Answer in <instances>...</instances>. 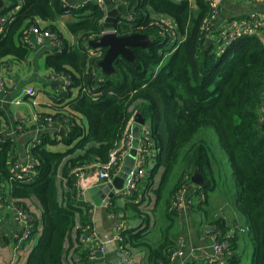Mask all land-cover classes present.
Instances as JSON below:
<instances>
[{"label": "trees", "instance_id": "trees-1", "mask_svg": "<svg viewBox=\"0 0 264 264\" xmlns=\"http://www.w3.org/2000/svg\"><path fill=\"white\" fill-rule=\"evenodd\" d=\"M121 1L127 4L132 20H119L117 35L143 34L151 43L147 49L133 50L134 62L119 57L114 72L106 75L99 66L102 59L87 51L88 43L105 30L106 12L94 0L71 9V19L65 24L78 45L71 44L56 25L67 10L62 0H8L0 9V17H7L20 6L0 34V68L28 59L32 51L29 31L45 22V28L57 32L63 42L61 49L47 56L45 66L71 81L67 91L55 99L53 113H41L43 119L67 125L68 130L41 134V142L30 151L34 163L30 177L17 180L11 174L10 162L20 160L14 139L0 144V198L34 217L31 237L25 240L36 239L28 264L93 262L83 241L95 230L92 206L77 199L73 172L95 162L106 163L127 122L138 113L152 129L157 156L140 202H136L137 191L130 203L119 207L113 200L106 212L123 213L125 219L126 212H133L134 220H142L149 228L160 210L161 219L170 226L155 247L147 239L148 232L127 228L121 234L122 246L128 251L131 247L145 249L149 264H171L177 249L170 236L179 216L174 207L178 192L200 172L205 185H196V195L204 200L191 211L207 219L203 206L221 170L214 166L215 157L232 166L236 211L248 227L245 234L251 241L254 264H264V125L259 114L264 100L263 42L256 35H245L218 56V44L207 47L205 39V21L212 15L207 0L193 4L188 0ZM158 18L173 22L177 39L163 34L168 24ZM168 55L169 63L161 67ZM216 147L220 158L215 156ZM161 169L160 181L153 188ZM148 188L155 197L150 212L142 205ZM32 199L42 209L40 219L29 211L27 203ZM208 227L224 233L229 230L223 217L209 221ZM239 239V231L229 239L230 254L224 264H242L236 254Z\"/></svg>", "mask_w": 264, "mask_h": 264}, {"label": "crops", "instance_id": "crops-1", "mask_svg": "<svg viewBox=\"0 0 264 264\" xmlns=\"http://www.w3.org/2000/svg\"><path fill=\"white\" fill-rule=\"evenodd\" d=\"M7 2L8 0L5 2V6H7ZM70 2L75 4H85L87 1L70 0ZM193 3H195V0ZM19 10L20 6L14 9V11L10 13V15H15V13ZM70 19V16L64 15L60 20L56 22V25L58 26L63 36L68 39L71 44L78 45V40L66 30L65 24ZM240 19H248L254 23L260 22L264 26V4L258 0H222L217 27L220 30L224 31L230 22L238 21ZM158 21L163 24L165 23V21L173 23L169 18H158ZM46 25H48V23L44 22L43 26L45 27ZM260 33L262 35L264 34L263 27L259 29L258 35H261ZM27 38L32 48L28 59L25 61H11L9 65L0 68V71L3 73L7 85V91L4 94L3 99L0 101V127L2 126L1 129L7 127L11 130H14L19 123H25L31 117L29 114L32 108L28 105V101L26 103H22L21 105L12 103V101L17 99L18 95L21 94L26 88L30 86L35 87L36 90L40 93L38 105L36 106L37 112L40 113H53L52 108L57 106L55 99H58L59 95L62 93V81L52 79V76H54L56 73L52 72V70L45 66V59L47 58V56L53 54L55 50L57 51L58 49H61L63 47L62 40L60 46L56 47L50 45L48 42L44 45H37L30 31ZM89 48H91V46H89L88 43V49ZM101 73L103 75H106V73H104L102 69ZM94 75H98L96 70H94ZM55 81L59 82L58 87L53 85ZM62 127H64L65 130H68L67 125L55 123L46 125L41 129L29 127L28 132L23 136H19L18 134H16V132H14L12 135V139H14L15 141L16 156H18V158H20L24 162H31V154H28V151H31V149L33 148L35 139H37V137L40 138L41 134L46 132H50L52 134H60V130ZM61 149L62 147H58V150ZM231 169L232 166L230 167L229 176L233 180V173ZM150 171L148 172L147 177L144 178V180L140 184L138 190L139 196L137 197L136 202H140L141 200L150 177ZM162 173L163 171H161L157 176L156 184L153 186V188L158 185ZM218 173H220V170L218 171ZM85 182L87 186L97 185L96 178L91 173H89L88 178ZM197 190L198 189L196 185L191 183V187L188 189L184 198V203L186 205H188L190 200L193 201L194 205H198L199 203L197 204V202L199 200H204V197L202 195H196ZM236 193L237 191L235 185L234 195L231 194V201L228 200L231 204V210L229 212L226 211V207L219 208L218 205L216 206L218 207L216 209H219V211L216 213L211 212L213 208L211 205V196H209L207 204L209 205V208L207 210L209 216L207 217V219L204 218L202 214L193 213V211H191V215H189L188 212L184 213L178 211L179 216L177 218L176 226L174 228H171L173 230L171 231L170 238L175 242L176 248L182 249L183 255L174 259L171 264L212 263L214 261V251L211 248L212 241L204 238L203 232L204 229L208 227L209 221L219 217H223L226 220L229 230L235 229L236 226L240 228V239L238 242L236 254L240 255L242 264H244L245 254L250 253L251 263L248 264H254L251 241L245 234L248 230V227L245 224L244 219L240 217L236 211V201L234 198L236 196ZM149 195H152V190L148 188L147 196ZM115 201L117 206L119 207L130 203L129 200L127 201L120 197H116ZM146 202L142 204L144 205V209L146 208ZM111 204L112 202L103 209V227L106 236H109L111 232H113V234L117 233V226L118 224H120V221L118 220L119 217L122 218L120 215L121 213L119 215H114L108 214L106 212ZM27 206L29 208V211L36 218L40 219L42 209L39 203L35 199H32L28 201ZM91 212L94 216L95 210L93 206ZM126 218V229L134 228L138 229L139 231H144L146 233L148 232L147 239H150V244L154 247L159 244L162 232H164V230H167L170 226V224H168L167 222L165 224L163 219L160 218V221H157L156 217H154L152 223L148 228V225L143 224L142 220H134V216L131 212H126ZM123 219L124 218H122V220ZM94 226L96 230L95 223ZM21 229L22 227L19 221L17 210L9 209L8 207H0V264H28V260L31 253L33 252V247L36 243V239L35 237H33L31 239V242L20 243L17 239V236L21 232ZM233 232L235 234L237 231ZM96 234L100 240H103L102 236L99 235L97 231ZM36 236H38V234H36ZM247 245L250 247V251L244 252L245 249L247 250ZM117 246V248H114L112 246L109 252H106L107 248L105 246L104 262L93 261L90 264H149L147 260V251L145 249H135L131 247L129 255H127V261H124V253L120 252L118 244ZM219 261H221V264H224L225 259L222 260L221 258L219 259Z\"/></svg>", "mask_w": 264, "mask_h": 264}, {"label": "built area", "instance_id": "built-area-1", "mask_svg": "<svg viewBox=\"0 0 264 264\" xmlns=\"http://www.w3.org/2000/svg\"><path fill=\"white\" fill-rule=\"evenodd\" d=\"M7 0H3V7L5 6V2ZM87 2L90 0H86ZM100 7L104 8L105 10V2L104 0H94ZM112 3L115 6L118 5H126L127 4L121 0H111ZM190 3H193L194 0H188ZM264 4V0H258ZM64 6L67 8L65 16L71 17V9H77L80 8L83 4H75L70 2V0H62ZM209 6L212 9V15L209 19L205 21L204 25V33H205V39L206 42L209 39L213 40V44H218V56H220L228 46V44L240 39L241 37L245 35H256L260 38V40L264 44V34L258 35L259 29L264 28V26L260 23H254L248 19H240L238 21L230 22L227 26V30L224 31L220 30L217 27V23L220 16L221 11V4L222 0H207ZM2 7V8H3ZM13 17V15L7 16V17H0V34L3 31V28L6 24V21L8 18ZM106 18V16H105ZM126 18L128 20H132L131 14L128 12ZM105 20V19H104ZM104 20L102 21V24H104ZM118 24L121 25L122 22L118 21ZM165 24H168V28H166V32L163 34H170L173 39H177L176 32L177 30L174 28L173 23H169L168 21H165ZM30 33L34 37V41L37 45H44L45 43H49L52 46H60L61 44V38L59 34L55 31H52L51 29H47L43 27L42 25L33 26L30 29ZM114 33L117 34L116 27L112 29H105L101 37L105 34ZM184 40V38H182ZM88 55L91 57H96L102 59L104 57V51L103 49H88ZM52 79L55 80H61L62 81V88L61 91H67V88L70 86L71 81L64 76L63 74L56 73L54 76H52ZM95 90V88H94ZM97 90V89H96ZM7 91V85L6 80L3 76V73L0 72V101L3 99L4 94ZM25 97L28 99V105L34 107L35 112L32 114V116L25 122V123H19L14 130H11L10 128L4 127L0 129V144L4 143L8 139L13 138V133L16 132L19 136H23L27 133V128L36 126V128H42L46 125L54 124V121L49 119H43L40 112H37L36 106L38 105V99L40 97V93L36 90L35 87H28L24 91ZM13 104L21 105L23 103V99H16L12 101ZM259 114H260V120L262 121L264 125V100L261 103L259 107ZM136 115L132 116L129 121L127 122V125L123 131V134L120 138V140L116 143L115 149L111 152L110 158L106 163H92L90 165H87L86 167L77 168L73 173L77 177V187H78V197L77 199L79 201L86 202L83 198L85 191L93 186H87L86 180L88 178L89 173L93 174V176L96 178L97 185L99 184H107L112 183L113 179L119 174L121 169L124 166L126 158L129 156L131 150H132V143H133V129L137 126ZM140 127V133H139V147L137 151V156L135 159V164L132 167L127 179L125 187L118 191V197L129 200L138 190L140 187L141 182L144 180V178L147 177L148 172L150 171V168L153 165V162L157 156V152L154 145L153 135H152V129L150 125L145 121V124ZM40 138L37 137L35 139L33 147L37 144H39ZM155 149V150H153ZM28 154H30V150L28 151ZM10 171L11 174L17 179V180H24L30 177V175L33 174L34 171V163L31 160V162H24L21 159L11 161L10 164ZM96 186V185H94ZM191 187V183L187 184L186 187L178 192V195L176 197V202L174 203V207L179 212H184L189 215H191V207L194 206L193 201L190 200L188 205L184 203L185 195L188 191V189ZM4 201L0 198V207H8L9 209L17 210L19 215V221L21 224V232L17 236L18 241L25 242V240L29 239L32 234V230L34 228V217H32L27 211L18 208L16 209L12 202ZM200 203V200L197 202V204ZM122 218L119 217L120 224L117 226V233L114 234V241L116 244L119 245L120 252L124 253V261H127V255H129V251L125 249L122 246L123 239L121 237V234L123 231L126 230V220L125 215L123 213L120 214ZM233 231H240V228L238 226L235 227V229H232ZM232 230H228L227 232H222L220 230H214L210 229L209 227H206L203 232V237L207 238L212 241L211 248L214 251V261H219V259L222 258V260L225 258V256L230 254L229 251V239L234 235V232ZM84 245L85 248L88 250V253L90 254V260L91 261H101L104 262L105 260V242L103 240H100L96 234V230H93L84 238ZM183 255L182 249L177 248L176 251L172 254L171 258L172 261L178 257H181ZM221 262V261H219Z\"/></svg>", "mask_w": 264, "mask_h": 264}, {"label": "water", "instance_id": "water-1", "mask_svg": "<svg viewBox=\"0 0 264 264\" xmlns=\"http://www.w3.org/2000/svg\"><path fill=\"white\" fill-rule=\"evenodd\" d=\"M106 18L104 20V28L112 29L116 26L119 20L126 18L128 14V7L126 5L115 6L111 0H104ZM3 0H0V9L3 7ZM151 41L147 35L143 34H131L128 36H119L114 33L105 34L102 37L91 40L89 46L93 49H106V53L99 66L106 74L114 72V63L121 57L127 61L134 62L135 56L133 50L135 48L147 49ZM207 47L213 44V40H207ZM141 69V66L138 67ZM59 82L55 81L53 85L58 87ZM137 126L133 129V143L132 150L129 156L126 158L125 163L119 174L113 179L112 183L99 184L88 188L84 193L86 203L94 207L95 213L93 216L94 223L96 224V231L102 236L106 244L107 251L113 246L117 248V244L114 241V234L111 232L109 236H106L103 227V209L109 205L116 197L117 192L125 187L126 179L135 164L137 151L139 147V133L140 127L145 124V118L142 114L138 113L135 117ZM64 127L61 128L60 134H65ZM191 182L199 187L205 185V179L200 172H196Z\"/></svg>", "mask_w": 264, "mask_h": 264}, {"label": "rangeland", "instance_id": "rangeland-1", "mask_svg": "<svg viewBox=\"0 0 264 264\" xmlns=\"http://www.w3.org/2000/svg\"><path fill=\"white\" fill-rule=\"evenodd\" d=\"M151 41V39H150ZM170 57L171 55H168L164 58L163 62H162V66L161 67H164L166 66L168 63H169V60H170ZM23 99V103H26L28 101V99L25 97V94L24 92H22L21 94L18 95V98L17 99ZM16 100V99H15ZM35 112V109L34 107L32 106V109H31V112H30V116H32V114ZM214 153H215V156L217 158H220L221 157V153H220V150H219V147L215 148L214 149ZM212 161H213V158H212ZM214 166L216 168H221L220 170V173H216V177H215V185L213 184V189L208 192V196H211V205H212V211L211 212H218L219 209H216V208H221V207H226V211H230L231 210V204L229 201H231V194L234 195V190H235V182L232 180V178L229 176V173H230V167L229 164L227 163H224L223 161H221L220 163L215 159L214 157ZM226 165V166H225ZM164 169H161V171H163ZM161 175V174H160ZM154 196L153 194L152 195H149L146 197V210L145 211H151L154 207ZM229 200V201H228ZM115 201V199H114ZM218 203V204H216ZM218 205V207H216ZM222 205V206H221ZM144 206V205H143ZM234 206V205H233ZM228 207V208H227ZM204 209L208 210L209 208V205H204L203 206ZM133 214V216H135V214L133 212H131ZM161 214L162 212L160 210H157V213L155 214V217H156V220L157 221H160V218H161ZM159 231V230H158ZM239 231V230H238ZM156 235V233H155ZM247 250L245 249L244 252H249L250 251V247L247 245ZM245 247V248H246ZM249 254V256H248ZM248 263H251V257H250V253H246L245 254V259H244V264H248Z\"/></svg>", "mask_w": 264, "mask_h": 264}]
</instances>
